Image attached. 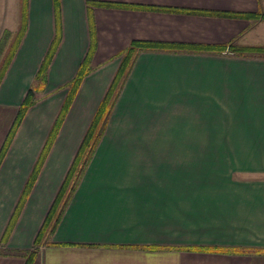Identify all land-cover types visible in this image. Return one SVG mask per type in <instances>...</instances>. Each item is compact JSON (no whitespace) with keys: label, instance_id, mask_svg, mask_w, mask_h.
Instances as JSON below:
<instances>
[{"label":"crops","instance_id":"crops-1","mask_svg":"<svg viewBox=\"0 0 264 264\" xmlns=\"http://www.w3.org/2000/svg\"><path fill=\"white\" fill-rule=\"evenodd\" d=\"M86 1L23 2L25 28L0 81V148L58 43L0 163V264H264V56L229 48L264 45V0H98L253 18L88 11ZM133 40L190 47L135 53L56 229L34 245ZM86 57L88 71L12 218Z\"/></svg>","mask_w":264,"mask_h":264},{"label":"trees","instance_id":"trees-1","mask_svg":"<svg viewBox=\"0 0 264 264\" xmlns=\"http://www.w3.org/2000/svg\"><path fill=\"white\" fill-rule=\"evenodd\" d=\"M24 2V0H23ZM24 4V3H23ZM87 9L88 11L92 7H107V8H129V9H155V10H166V11H177V12H184V13H196V14H206V15H216V16H225V17H241V18H253L257 15H248V14H240V13H231V12H209V11H200V10H180V9H167V8H148L141 5H132V4H125V3H115L110 1H98V0H87L86 1ZM24 6V5H23ZM22 18L20 22L19 29L15 35V40L13 43H11L8 46V49L5 51V53H2L4 47L6 46V43L9 39V31L4 30L0 37V55L6 54L2 56V60H0V81L2 79V76L15 52V49L17 47V43L19 42L24 28H25V9H22ZM264 18V14H263ZM58 43V38L55 37L48 49V52L46 53L40 67L38 68L36 74H35V80L36 82L32 84V86L28 89L26 92V95L22 102L20 103L16 116L12 122V125L10 126L8 133L6 134V137L4 139V142L0 148V163L12 141V138L22 121V118L24 117V114L28 107H30L35 102V92L40 90L43 87V83L46 76V70L49 65V62L51 60V57L53 55L54 49ZM154 47H168L171 49H177L182 50L186 49L187 47H190L187 44H181V43H172V44H160V43H153V42H145L140 40H133L129 43V45L121 51V62L120 65L110 83V86L105 93L104 97L100 101L92 120L78 146V149L75 153V156L69 166V169L64 177V180L46 214V217L36 235V238L34 240V245H39L43 242L44 238L48 236L50 233H52L59 222V219L61 217V213L64 211V208L66 204L68 203V200L73 192V190L76 187V184L85 170L87 164L89 163L94 150L97 146V143L105 129L109 114L111 112L112 106L114 104V100L117 97L122 81L126 75V72L128 68L130 67L133 57L135 53L138 50L147 49V48H154ZM198 47V46H195ZM200 47V46H199ZM229 48L236 54H251V55H260L264 56V45H253V46H242V45H236V44H230ZM2 53V54H1ZM88 60L89 57H86L79 65L78 70L73 77V79L67 84L68 87V95L60 108V111L53 123V126L50 130V133L48 135V138L46 139V142L42 148V151L38 157V160L28 178V181L26 183V186L24 188V191L22 193V196L20 197L15 211L12 218H15L17 213L20 211L21 206L24 203V198L32 186L34 180L37 177V174L39 172V169L41 167L42 161L48 152L59 128L60 125L65 117V114L69 108L70 102L73 98L74 93L76 92L82 78L88 71ZM4 61V62H3ZM6 237V235H5ZM4 237V238H5ZM3 238V240H4ZM50 243V242H48ZM1 253V252H0ZM17 255H24L29 259L31 255L34 253V251H19L14 252Z\"/></svg>","mask_w":264,"mask_h":264},{"label":"rangeland","instance_id":"rangeland-1","mask_svg":"<svg viewBox=\"0 0 264 264\" xmlns=\"http://www.w3.org/2000/svg\"><path fill=\"white\" fill-rule=\"evenodd\" d=\"M23 8V0H0V37L3 34L2 32L4 30H8L10 33L9 39L2 53H5V51L8 49V46L15 40V35L19 29L21 22V12ZM3 55H0V60H2ZM36 96L40 97V94H37ZM2 125L3 123L1 121L0 129L2 128Z\"/></svg>","mask_w":264,"mask_h":264}]
</instances>
